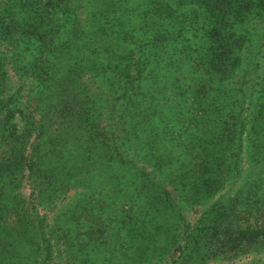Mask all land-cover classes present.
Masks as SVG:
<instances>
[{"label":"trees","instance_id":"1","mask_svg":"<svg viewBox=\"0 0 264 264\" xmlns=\"http://www.w3.org/2000/svg\"><path fill=\"white\" fill-rule=\"evenodd\" d=\"M261 244L264 0H0V264Z\"/></svg>","mask_w":264,"mask_h":264},{"label":"rangeland","instance_id":"2","mask_svg":"<svg viewBox=\"0 0 264 264\" xmlns=\"http://www.w3.org/2000/svg\"><path fill=\"white\" fill-rule=\"evenodd\" d=\"M19 124L22 125L21 122ZM243 210L244 207L240 205L238 212H241ZM190 218L191 221H193L195 217H190ZM239 221L242 224H247L249 223L250 220H246L245 217H241ZM163 260L159 261V259L153 260V258H151L149 261L145 262L144 264H171V262H166ZM118 263L121 262H116V264ZM49 264H74V263L50 262ZM202 264H264V244L257 245L255 247L247 248L244 250H240L239 252L236 253L220 254L218 258L207 260Z\"/></svg>","mask_w":264,"mask_h":264}]
</instances>
